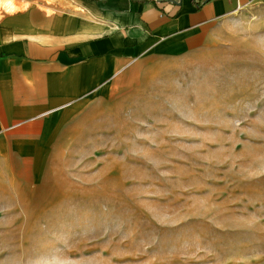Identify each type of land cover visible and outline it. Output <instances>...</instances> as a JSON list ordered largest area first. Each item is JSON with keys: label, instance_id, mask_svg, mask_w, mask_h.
<instances>
[{"label": "rangeland", "instance_id": "374dc122", "mask_svg": "<svg viewBox=\"0 0 264 264\" xmlns=\"http://www.w3.org/2000/svg\"><path fill=\"white\" fill-rule=\"evenodd\" d=\"M139 64L57 146L2 164L0 264H264V2Z\"/></svg>", "mask_w": 264, "mask_h": 264}, {"label": "crops", "instance_id": "0c3cea01", "mask_svg": "<svg viewBox=\"0 0 264 264\" xmlns=\"http://www.w3.org/2000/svg\"><path fill=\"white\" fill-rule=\"evenodd\" d=\"M18 1L0 10V179L2 164L34 162L66 125L113 99L125 68L187 56L220 21L264 2Z\"/></svg>", "mask_w": 264, "mask_h": 264}, {"label": "bare ground", "instance_id": "6f19581e", "mask_svg": "<svg viewBox=\"0 0 264 264\" xmlns=\"http://www.w3.org/2000/svg\"><path fill=\"white\" fill-rule=\"evenodd\" d=\"M12 7H14V2H9Z\"/></svg>", "mask_w": 264, "mask_h": 264}]
</instances>
